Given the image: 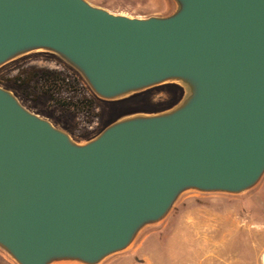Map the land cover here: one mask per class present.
I'll use <instances>...</instances> for the list:
<instances>
[{
	"label": "water",
	"instance_id": "obj_1",
	"mask_svg": "<svg viewBox=\"0 0 264 264\" xmlns=\"http://www.w3.org/2000/svg\"><path fill=\"white\" fill-rule=\"evenodd\" d=\"M174 2L132 17L87 0H0V66L43 50L103 100L186 89L173 108L79 143L0 86V249L17 264H100L183 192L239 194L264 174V0Z\"/></svg>",
	"mask_w": 264,
	"mask_h": 264
},
{
	"label": "rangeland",
	"instance_id": "obj_2",
	"mask_svg": "<svg viewBox=\"0 0 264 264\" xmlns=\"http://www.w3.org/2000/svg\"><path fill=\"white\" fill-rule=\"evenodd\" d=\"M91 3L132 17L168 15L177 7L174 0ZM8 75L12 77L7 78ZM17 77H21L22 83L15 81ZM0 86L12 91L25 108L48 119L79 143L126 115L169 110L186 93L181 83L165 82L120 99L103 100L74 68L56 54L43 50L31 51L1 65ZM82 86L100 108L98 127L90 131L89 118L79 109L86 101ZM81 92L82 102H78L76 96ZM145 236L144 248L155 249L164 264H264V174L254 187L239 194L183 192L167 216L144 227L127 250Z\"/></svg>",
	"mask_w": 264,
	"mask_h": 264
},
{
	"label": "crops",
	"instance_id": "obj_3",
	"mask_svg": "<svg viewBox=\"0 0 264 264\" xmlns=\"http://www.w3.org/2000/svg\"><path fill=\"white\" fill-rule=\"evenodd\" d=\"M91 2V0H87ZM147 236L143 237L140 242L130 250H125L108 256L100 262V264H164L160 255L155 249L144 248ZM137 238L135 239V241ZM134 241V242H135ZM166 259V254H162ZM0 264H17L10 256L0 250ZM56 264V263H54ZM60 264V263H57Z\"/></svg>",
	"mask_w": 264,
	"mask_h": 264
},
{
	"label": "trees",
	"instance_id": "obj_4",
	"mask_svg": "<svg viewBox=\"0 0 264 264\" xmlns=\"http://www.w3.org/2000/svg\"><path fill=\"white\" fill-rule=\"evenodd\" d=\"M12 75H8L7 78H11ZM17 83H22L21 77H17L15 80ZM76 83L79 84V86L81 85V82L76 79L75 80ZM81 87V86H80ZM83 87V94L86 95V101L85 104H81V106L79 107L80 109V113L84 114V117L89 118V120L87 121V123H89V125H87L88 130H93L96 129L98 127V115L100 113V108L99 106L94 102L93 98L91 97V95L88 93V91L86 90V88L84 86ZM81 95L76 96V100L78 102H82L81 100Z\"/></svg>",
	"mask_w": 264,
	"mask_h": 264
}]
</instances>
